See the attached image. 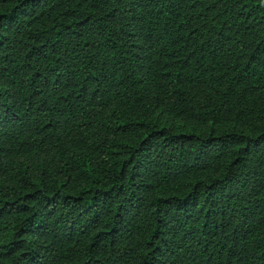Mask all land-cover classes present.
<instances>
[{
	"label": "trees",
	"instance_id": "trees-1",
	"mask_svg": "<svg viewBox=\"0 0 264 264\" xmlns=\"http://www.w3.org/2000/svg\"><path fill=\"white\" fill-rule=\"evenodd\" d=\"M0 264H264V0H0Z\"/></svg>",
	"mask_w": 264,
	"mask_h": 264
}]
</instances>
